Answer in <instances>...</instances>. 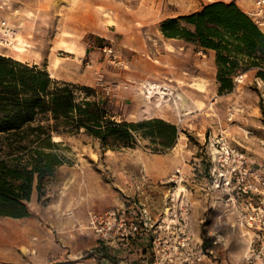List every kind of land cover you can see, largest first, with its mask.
<instances>
[{
  "label": "rangeland",
  "instance_id": "1",
  "mask_svg": "<svg viewBox=\"0 0 264 264\" xmlns=\"http://www.w3.org/2000/svg\"><path fill=\"white\" fill-rule=\"evenodd\" d=\"M189 14L191 1L184 0H0V37L2 22L15 33L0 56L96 89L117 122L159 119L178 131L161 152L150 139L103 150L82 131L57 138L64 164L38 199L47 207L48 191H56L66 200L28 221L0 218V264H112L106 256L117 264H191V252L179 245L182 220L189 248L210 252L201 264H264V226L242 222L249 203L264 209V185L255 180L264 182V83L251 71L219 94L214 52L160 31L162 21ZM146 82L176 87L200 109L180 117L167 105L139 118ZM220 138L242 156L243 185L257 191L213 188L229 169L218 163ZM180 186L185 192L176 198ZM166 210L177 220H168ZM109 211L136 225L132 238L101 241L86 228L91 213Z\"/></svg>",
  "mask_w": 264,
  "mask_h": 264
},
{
  "label": "trees",
  "instance_id": "2",
  "mask_svg": "<svg viewBox=\"0 0 264 264\" xmlns=\"http://www.w3.org/2000/svg\"><path fill=\"white\" fill-rule=\"evenodd\" d=\"M160 31L214 52L219 94L230 92L233 79L251 71L264 83V32L234 2H212L166 19ZM107 105L96 89L52 79L44 69L0 56V218L30 216L34 188L40 198L64 164L62 142L55 137L82 131L103 150L133 148L140 139H150L158 152L174 145V125L159 119L117 122Z\"/></svg>",
  "mask_w": 264,
  "mask_h": 264
},
{
  "label": "built area",
  "instance_id": "3",
  "mask_svg": "<svg viewBox=\"0 0 264 264\" xmlns=\"http://www.w3.org/2000/svg\"><path fill=\"white\" fill-rule=\"evenodd\" d=\"M253 22L259 27L264 28V0H254L251 9L247 14ZM2 36L0 37V47H8L13 45L14 31L6 25V22L1 23ZM104 52L110 54L112 52L111 49L107 47L103 48ZM172 87V86H171ZM176 87H174V91H176ZM178 116V115H177ZM179 120L182 119L178 117ZM221 144L223 145L221 151L219 166L223 167L224 165H229V169L226 170V173L220 174L223 177V180L218 183L217 179H214L213 186L217 183L219 188L216 190H242L245 193L257 191L256 187H253L250 184H245L244 180L247 175V171L242 167L243 161L242 156L235 149L229 148L223 141V138H220ZM230 160H232L233 166H230ZM179 174V172H177ZM261 185H264V182H260L258 178L255 179ZM248 211L242 218V222L246 223L247 226H264V209L260 206H253L249 203L246 207ZM174 219L177 220V215L174 214ZM183 221V230H182V238L181 243L179 244L182 249L186 248L191 253V264H201L207 257V250H204L202 246L191 245L189 248V240L190 234L186 232L187 230V222ZM86 228L92 230L93 233L101 240H106L111 237H119L124 240H128L132 238L134 232L137 230L136 225L133 222H127L123 214H119L117 211H109L104 215H97L91 213L86 225ZM192 237V235H191ZM180 264H183L181 262Z\"/></svg>",
  "mask_w": 264,
  "mask_h": 264
},
{
  "label": "bare ground",
  "instance_id": "4",
  "mask_svg": "<svg viewBox=\"0 0 264 264\" xmlns=\"http://www.w3.org/2000/svg\"><path fill=\"white\" fill-rule=\"evenodd\" d=\"M18 49L21 50L20 48ZM143 95L144 99L138 110L139 118L152 117L163 106L167 105L180 117L188 116L191 114V112L200 109V104L193 101L185 92L178 91L177 89L174 91V88L168 85H159L153 82H146L144 84ZM54 140L57 141V138H54ZM176 172H180V170H176ZM173 177L176 176L174 175ZM170 181L175 180L171 179ZM213 188H219L218 184L216 183ZM184 192V188L180 186L172 193V195L176 198H179ZM166 213L168 215V220L175 221L172 212L166 210Z\"/></svg>",
  "mask_w": 264,
  "mask_h": 264
},
{
  "label": "crops",
  "instance_id": "5",
  "mask_svg": "<svg viewBox=\"0 0 264 264\" xmlns=\"http://www.w3.org/2000/svg\"><path fill=\"white\" fill-rule=\"evenodd\" d=\"M175 1L178 2V0H175ZM184 1H191V13L199 10L203 4H206L208 2L221 1V2H225V3L234 2L244 13L248 14L249 10L251 9V7L253 5L254 0H184ZM260 30L262 32H264V28H260ZM71 55H73V54H71ZM76 60H82V56L76 57ZM195 79L204 81L207 78L197 76ZM197 84L199 85L200 83L198 82ZM215 90H216V86H214L211 89V92H214ZM53 192L55 194L54 196H53V194H51L52 192H50V191H48V193H47V196L45 199H48V201L44 203L47 205V207H45V206L41 207L42 202L39 201L37 193H35L33 191L31 194V199H30L29 204H28V206L30 208L31 217L23 218V219H19V220L28 221L30 219L37 218V216L42 213V208L46 209V210H51L52 207L54 210L60 209L61 208L60 205H62V203L66 200V198H63L62 196H60L61 194L60 195L57 194L56 191H53ZM60 193H63V191L60 190ZM50 195H51V197H50Z\"/></svg>",
  "mask_w": 264,
  "mask_h": 264
}]
</instances>
